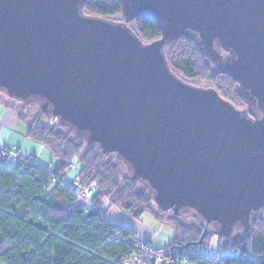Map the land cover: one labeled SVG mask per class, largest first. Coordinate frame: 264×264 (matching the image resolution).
<instances>
[{
	"label": "water",
	"instance_id": "1",
	"mask_svg": "<svg viewBox=\"0 0 264 264\" xmlns=\"http://www.w3.org/2000/svg\"><path fill=\"white\" fill-rule=\"evenodd\" d=\"M85 1L0 0V90L115 156L163 212L199 220L195 245L247 232L264 217V0H118L122 21ZM138 16L161 37L143 44ZM181 37L244 108L173 73L164 49Z\"/></svg>",
	"mask_w": 264,
	"mask_h": 264
},
{
	"label": "trees",
	"instance_id": "2",
	"mask_svg": "<svg viewBox=\"0 0 264 264\" xmlns=\"http://www.w3.org/2000/svg\"><path fill=\"white\" fill-rule=\"evenodd\" d=\"M82 12L101 19L123 20L118 0H87ZM128 26L143 44L161 37L158 23L147 16L135 17ZM164 54L173 73L185 82L214 88L234 107H245L237 92L238 84L219 73L190 38L167 42ZM9 100L0 96V103L13 109L17 118L28 125L27 137L44 145L58 165L55 169L42 168L34 156H29L30 161L25 157L12 164L0 148V264H125L135 252L133 242L137 236L133 229L105 218L111 207L136 221L147 212L166 220L178 239L167 248L176 252L178 259L189 250L211 246V234L195 245L204 226L194 218L197 224H188L181 214L163 212L144 184L122 173L126 167L115 156L102 154L58 121L49 124L51 115L37 103L16 105ZM30 105L37 113H29ZM71 171H76L74 180L82 185L96 186L87 212V206L71 187L74 180L65 182ZM213 248L219 264H264V217L247 232L217 239ZM187 258L194 264L204 262L203 257Z\"/></svg>",
	"mask_w": 264,
	"mask_h": 264
},
{
	"label": "rangeland",
	"instance_id": "3",
	"mask_svg": "<svg viewBox=\"0 0 264 264\" xmlns=\"http://www.w3.org/2000/svg\"><path fill=\"white\" fill-rule=\"evenodd\" d=\"M0 96L1 98H4L6 100L10 98L9 101L16 105H21L23 103L7 96L3 92H0ZM28 109L30 114L37 113V109L35 106L30 105ZM55 121L57 120L52 117L49 121V124L52 125ZM27 130L28 125L17 118L14 110L10 107L7 108L0 103V148H12L14 150L18 149V154L21 156H34L36 161L38 162L37 164L41 167H51L55 169L58 165L57 159L53 158V156L49 154L47 148L44 145H41L33 139L31 140L30 138H28L26 135ZM122 173H128L126 171V168L122 169ZM75 174L76 171H71L66 176L65 182L70 181ZM181 215H183V220H185V222L187 221L188 224H197V221H199H194L193 218L187 213ZM136 222L140 227L139 229H141V234L144 233L145 235H147V238H149L151 245L154 248L161 250L160 252L163 253L162 255L168 252L167 247L169 245H174V243L178 241L177 237H175L176 234L173 227L166 220L163 221L157 218L154 213H144L141 220ZM210 230L213 229L210 227ZM208 232L209 230L207 231V233ZM240 233H242V229L236 231L235 233H233V235H240ZM209 234L213 235L212 233ZM209 242L212 247L216 246L217 237L213 235Z\"/></svg>",
	"mask_w": 264,
	"mask_h": 264
},
{
	"label": "built area",
	"instance_id": "4",
	"mask_svg": "<svg viewBox=\"0 0 264 264\" xmlns=\"http://www.w3.org/2000/svg\"><path fill=\"white\" fill-rule=\"evenodd\" d=\"M5 154L8 155V160L10 163L15 164L18 160L25 159L24 156H21L15 152L14 149L1 148ZM32 158L27 157L26 160L30 161ZM71 168L73 166L70 165ZM71 187L80 201H84L83 203L87 206L85 212L89 211L90 207H92L90 200L92 198L93 193L95 192L96 186L95 184H88V186H84L77 179L71 183ZM99 208H103V205H100ZM133 246L135 249L134 254L127 259L125 264H194L189 261L187 256L202 258L204 262L201 264H219V256H217V251L212 246L204 247L198 249L196 252L187 251L185 255H180L179 259L177 258L176 252L172 253L168 250V252L164 255L161 253L159 249L154 248L151 243L147 240L136 239L133 242ZM173 254V255H172ZM166 256V257H165ZM177 258V260H176ZM234 264V263H231Z\"/></svg>",
	"mask_w": 264,
	"mask_h": 264
},
{
	"label": "crops",
	"instance_id": "5",
	"mask_svg": "<svg viewBox=\"0 0 264 264\" xmlns=\"http://www.w3.org/2000/svg\"><path fill=\"white\" fill-rule=\"evenodd\" d=\"M42 168H44V167H42ZM75 178H76V174L74 175V177L70 181H73ZM105 218H107V220L110 222L111 221L114 222L116 225H119V226L124 225L128 228L133 229L134 232H136V236L138 239H141L143 241L147 240L150 242L149 238H147V235H145L144 233L141 234V232H140L141 229H139L140 227L137 224L136 220L131 219L130 217L126 216L119 209H117L115 207H111L110 209H107L106 214H105Z\"/></svg>",
	"mask_w": 264,
	"mask_h": 264
},
{
	"label": "flooded vegetation",
	"instance_id": "6",
	"mask_svg": "<svg viewBox=\"0 0 264 264\" xmlns=\"http://www.w3.org/2000/svg\"><path fill=\"white\" fill-rule=\"evenodd\" d=\"M240 109H242V108H240ZM211 228H212V229H215V227H212V226H211Z\"/></svg>",
	"mask_w": 264,
	"mask_h": 264
}]
</instances>
